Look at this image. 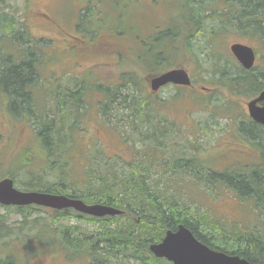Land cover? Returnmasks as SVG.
Here are the masks:
<instances>
[{
  "label": "trees",
  "instance_id": "1",
  "mask_svg": "<svg viewBox=\"0 0 264 264\" xmlns=\"http://www.w3.org/2000/svg\"><path fill=\"white\" fill-rule=\"evenodd\" d=\"M190 1L193 0H187L188 3ZM223 2L225 6L221 15L216 16L209 10L211 13L201 20L194 13L198 7H192V14L188 8L183 7L176 21L183 25L184 32L179 34L176 30L175 37L167 38L168 41L160 45H164V51L169 52L172 43L180 37L179 51L184 50L189 55L194 72L197 70L201 73V80L209 86V93L214 88H220L227 96L244 94L254 98L264 89V31H261V25H264V0ZM18 25L25 26L23 23ZM213 31H220L222 35L232 31H238L244 36L250 35V39L254 40L252 47L259 54V61L255 64L258 67L246 71L234 64L231 68L229 64L232 63L225 57L217 56L214 50L218 46L214 49V44L208 40ZM194 33L203 37L199 44L195 41ZM26 36L23 29L16 26L13 16L0 13V41L7 42L10 39L15 54L19 56L16 57L19 59H14L9 53L4 54V48L0 47V94L6 97L5 106L14 118L25 119L32 125L43 153L50 159L49 166L41 165L38 171L27 167L31 161L22 162L17 169H22L27 177L17 183L23 184L21 189L24 191L61 194L81 199L88 204L112 206L122 213L115 217L93 218L71 209L49 210L52 212L49 219L28 220L32 212L39 208L4 207L9 212L21 215L23 219L18 226H9L4 217H0V264H12L13 259L8 250L14 242H20L27 252H32L34 248L29 249V245L34 244L35 248L47 247L60 252L65 255L64 259L82 256L90 264H167L153 257L149 246L160 242L167 230L175 231L178 225L185 226L197 240L212 250L239 256L250 264H264V164L232 171H212L206 165L197 164L198 155L188 153V140L186 144L183 143V135L179 134L170 119L156 112L157 105L164 103L155 104L152 93H142L136 77L128 74L117 87L97 85V90L93 88L97 95L101 92L103 96L97 102V113L103 123L113 122L108 118V112L121 110L124 104L132 112L125 121L132 133L130 141L134 153L131 160L127 161L116 153L107 155L109 152H103L100 144L81 153L83 158L78 156L81 159L80 165L78 168L75 166L74 170L69 160L72 159L74 147L75 156L79 155L76 153V143L85 134L79 126L83 122V116L80 115L88 110V103L82 100L85 86L79 81L75 83L74 89L55 87L48 97L42 93L40 99L43 101L36 103L35 92L25 87L33 88L39 84L37 64L42 53L36 45L34 49L23 50L26 41L20 40L28 39ZM31 43L33 45V41ZM40 43L37 42L42 45ZM153 50L155 48L148 47L139 53L141 59L146 56L143 68L149 71V76L171 69L166 64L163 71L151 73L156 72L161 67L160 61L165 60ZM169 59L166 58V61ZM175 89L180 91L181 88ZM49 103H52L50 108ZM111 127L113 132L118 133ZM116 127L124 129L123 125ZM261 129L249 124L248 130L240 129L238 134L244 140L251 139L252 145L258 146L260 150V159L264 160V142L253 143L262 139ZM163 133H170L167 138L169 141H157L158 137L164 136ZM119 134L122 142L128 143V136L124 137L122 132ZM91 139V143L98 140L95 135ZM5 177L13 179L9 174ZM184 178L204 183L207 188L223 187L239 199L249 202L255 216L253 224L239 228L217 221L207 214H190L186 202L173 190V186ZM63 218L85 219L103 226L97 228L100 230L95 235L78 233L81 235L78 237L75 234L78 232L77 226L58 223ZM23 232L29 234L26 242L21 239Z\"/></svg>",
  "mask_w": 264,
  "mask_h": 264
},
{
  "label": "rangeland",
  "instance_id": "2",
  "mask_svg": "<svg viewBox=\"0 0 264 264\" xmlns=\"http://www.w3.org/2000/svg\"><path fill=\"white\" fill-rule=\"evenodd\" d=\"M167 3L174 5L169 11L164 7L158 8L159 0L151 2L149 8L139 7L134 0H0V13L13 16L16 26L23 29V33L27 35L28 39L20 40L26 41L23 50L32 47L34 49L36 45L38 51L42 53L40 58L43 59L37 64L39 84L33 88L25 87L35 92L34 99L38 100L35 99L36 103L43 101L40 99L42 93L44 97H48L59 87L74 89L75 83L79 81L85 86L82 100L88 103V110L84 115H80L83 116V122L79 125L85 134L83 139L76 143V153L79 155L75 156L74 147L72 159L69 160L74 170L75 166L78 168L80 165L79 157L83 158L81 153L100 144L103 152H109L107 155L112 156L116 153L127 161L131 160L134 153L130 141L132 133L125 121L132 112L130 113L124 104L123 109L108 112L107 116L113 122L103 123L97 113V102L101 101L103 96L101 92L97 95L95 90L97 85L117 87L123 83L126 75L133 74L138 80L141 92L149 93L148 77L151 74L143 68L146 56L141 59L139 53L149 47L148 40L156 38L154 34L160 28L164 31L165 27L171 25L175 34L176 30L179 34L185 30L183 25L176 21L183 6L180 8L176 0H167ZM212 3L217 4L216 0ZM20 23L25 26H19ZM213 33L214 31L208 40L214 44V49L218 46L214 50L217 56L225 57L232 63L229 64L231 68L238 65L229 51L231 44L247 43L246 45H251L256 51L252 47L254 40L250 39V35L244 36L238 31L227 32L224 35L220 31ZM179 38L172 43L169 52L164 51L166 49L164 45H160L166 43L162 41L163 39L160 38L155 43L162 53L160 57L165 60L160 61L161 67L151 73L163 71L166 64H169L168 68L180 65L188 71L195 85L206 86L207 83L201 80V73L197 70L194 72L189 55L184 53V50L179 51ZM194 38L198 44L203 41L202 35L194 33ZM6 41L8 43L0 41V47L5 51L3 53H9L12 58L19 59L16 58L19 56L15 54L16 50H13L11 40ZM37 42H42L40 43L42 45H38ZM255 54L257 63L259 54ZM166 58L170 59L166 61ZM223 61L224 59L221 60ZM257 65L255 67H258ZM208 89L204 91L181 87L180 91H177L174 86L167 85L152 95L155 104L164 103L157 105L156 112L170 119L179 134L183 135V143L186 144L188 140L187 146L190 148L188 153L198 155L197 164L206 165L212 171H232L236 168L244 169L264 164V160L260 159L258 146L252 145L251 139L247 141L239 135L240 129L248 130V125H253L245 106L253 97L244 94L227 96L220 88H214L209 93ZM5 98L0 94V180L9 174L13 177L11 179L16 181L15 187L22 190L23 184L17 182H20V179L25 180L27 175L22 169H17L20 164L31 161L27 167L38 171L42 166H49L50 159L45 152L43 153L44 150L42 151L41 144L33 133L32 125L25 119L23 121L14 118L5 106ZM228 102L230 108L227 106ZM48 107H52V103H49ZM111 125L118 131V133L115 131L117 134L111 130ZM121 125L124 126L122 130L116 127ZM119 132L124 133V137L128 136V143L122 142ZM163 134L164 136L158 137L157 141L162 139L169 141L167 138L170 133ZM94 135L98 140L91 143ZM260 137L261 140L254 139L253 143L264 142V129L260 130ZM173 190L183 198L192 215L207 214L217 221L239 228L249 227L255 220L251 204L223 187L207 188L204 183L199 184L184 178L173 186ZM50 215L51 211L39 208L38 211L32 212L28 220L49 219ZM1 216L9 226H18L23 219L21 215L9 212L3 206H0ZM58 223L77 226L76 235H79L78 233L95 235V232L100 230L97 228L103 226L101 223L76 218H63ZM28 235L26 232L22 233L23 242L28 241ZM15 243L17 245H14ZM31 248H34L32 252H27L20 242H14L8 250L13 259L12 264H90L82 256L66 260L65 255L47 247L35 248L34 244H30L29 249ZM165 263L169 264L166 261Z\"/></svg>",
  "mask_w": 264,
  "mask_h": 264
},
{
  "label": "water",
  "instance_id": "3",
  "mask_svg": "<svg viewBox=\"0 0 264 264\" xmlns=\"http://www.w3.org/2000/svg\"><path fill=\"white\" fill-rule=\"evenodd\" d=\"M229 51L244 70L249 71L253 68L256 54L251 46L234 43L230 45ZM169 84L183 87L192 85L187 71L183 68H174L148 77V88L152 94ZM197 89L207 91V88L201 85L197 86ZM246 108L253 123L264 126V90L246 102ZM31 205L56 211L73 209L80 214L94 218L115 217L122 213L112 206L100 203L87 204L81 199L65 195L19 191L14 187L11 178L5 177L0 180V206L25 207ZM149 251L153 257L170 264H250L239 256L210 249L197 240L183 225H178L175 231L167 230L160 242L149 246Z\"/></svg>",
  "mask_w": 264,
  "mask_h": 264
},
{
  "label": "flooded vegetation",
  "instance_id": "4",
  "mask_svg": "<svg viewBox=\"0 0 264 264\" xmlns=\"http://www.w3.org/2000/svg\"><path fill=\"white\" fill-rule=\"evenodd\" d=\"M153 1L154 0H134V2L141 8H143V7L149 8V4ZM159 1H160V4H159L158 8L164 7V8H167V11H169L171 8L174 7L173 4L167 3V0H159ZM212 1H214V0H193V1H190L189 3L187 2V0H178L177 2L180 4V8H181V3H182V6L188 8L191 11V14H192V10H193L192 7H194V9H195V7H198V11L194 10V13H195L196 17L199 20H201L203 16H207V14H209L211 12H214V14L216 16H219L222 14L223 8L225 6L223 0H216V2H217L216 5H214L212 3ZM191 2H194V4H191ZM165 28L166 29L164 31L161 30V28H160V30L154 34V37H156V38H150L148 40L149 48H155V50H153V52L157 56H160L162 53L157 49V46H155L156 45L155 43H157L160 38L163 39L162 41L167 42L168 41L167 38H170L171 36H174V34H175V32L173 33V27L171 25H168ZM255 64H256V61H255ZM252 124L256 125L259 128L264 129V127L261 125H257L253 122H252Z\"/></svg>",
  "mask_w": 264,
  "mask_h": 264
},
{
  "label": "snow or ice",
  "instance_id": "5",
  "mask_svg": "<svg viewBox=\"0 0 264 264\" xmlns=\"http://www.w3.org/2000/svg\"><path fill=\"white\" fill-rule=\"evenodd\" d=\"M261 31H264V25H261Z\"/></svg>",
  "mask_w": 264,
  "mask_h": 264
}]
</instances>
